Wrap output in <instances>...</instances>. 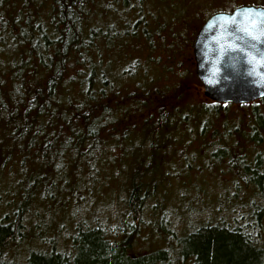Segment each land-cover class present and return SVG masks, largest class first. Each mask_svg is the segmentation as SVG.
Returning a JSON list of instances; mask_svg holds the SVG:
<instances>
[{
	"label": "trees",
	"instance_id": "trees-1",
	"mask_svg": "<svg viewBox=\"0 0 264 264\" xmlns=\"http://www.w3.org/2000/svg\"><path fill=\"white\" fill-rule=\"evenodd\" d=\"M234 1L0 0V264H264V99L184 87ZM172 181L193 197L166 207ZM146 227L165 246L136 251Z\"/></svg>",
	"mask_w": 264,
	"mask_h": 264
},
{
	"label": "water",
	"instance_id": "water-1",
	"mask_svg": "<svg viewBox=\"0 0 264 264\" xmlns=\"http://www.w3.org/2000/svg\"><path fill=\"white\" fill-rule=\"evenodd\" d=\"M205 97L244 104L264 98V6L243 4L211 13L192 44Z\"/></svg>",
	"mask_w": 264,
	"mask_h": 264
},
{
	"label": "rangeland",
	"instance_id": "rangeland-1",
	"mask_svg": "<svg viewBox=\"0 0 264 264\" xmlns=\"http://www.w3.org/2000/svg\"><path fill=\"white\" fill-rule=\"evenodd\" d=\"M221 0H219L220 2ZM218 2V3H219ZM235 5H234V4ZM243 4H249V1L247 2H244V0H235L234 2L230 3V4H220V6L222 5V7H226L228 5H234V7L236 6H239V5H243ZM219 6V7H220ZM230 8H232L231 6H229ZM217 8V7H216ZM204 22L201 21L198 26H197V29H196V32L197 30L199 29V27L201 26V24ZM184 62L187 63L189 65V67L193 70V77L188 79L186 81V83L184 84V87L186 89V92L190 95H192L193 99L194 100H199V101H211L210 99H208L207 97H205L204 93H203V87H202V84L201 82L199 81V79L197 78L196 74H195V65H194V58H193V54H192V46L188 52V54L185 56L184 58ZM264 99V98H263ZM208 177V174H205V177L204 178H207ZM209 179V183L208 184H211V186L213 185V181H212V177L211 178H208ZM172 183H174V181H172ZM208 184H206L208 186ZM214 186V185H213ZM216 191V190H215ZM214 191V192H215ZM180 193L183 194L185 193V188H184V185L183 186H180L179 184H172V185H169L168 186H165V196H166V200H165V204H166V207L169 205V207H174V206H178L181 204V202L185 201L187 198L186 197H189L190 195L193 197V194L192 193H189V195L184 194V196L182 197V200L180 202V204L177 202L176 200V195ZM178 196V195H177ZM190 196V198H191ZM188 200V199H187ZM111 202L109 199H101L100 197L99 198H96L95 200H93V202L91 203L92 206L91 208L92 209H95L96 211V214L101 216L102 218H105L108 214H110V211H112V205H110ZM187 202V201H185ZM194 205V208L196 211H190L192 213V215L190 216L191 218H196L197 215L202 212L203 208L202 207L203 205L200 204V200H197L193 203ZM109 207V209H108ZM117 208H120L119 205H117ZM173 215V214H172ZM145 216L146 218H149L150 217V212L149 210L147 209V211L145 212ZM172 219L173 216H171ZM67 221H65V227H68L69 226V223H67ZM117 222V221H116ZM179 222V223H178ZM186 221H180V218H176V221H172L173 225L176 226L177 228V232H179L183 226H184V223ZM195 222V221H192V223ZM53 228V227H52ZM150 227H146L143 231H142V236L139 237L137 239V241L134 243V249L136 251H144L145 249L147 248H153V247H157V246H165V241L164 239H160L159 240V236L161 234H158L157 232H150ZM146 237V238H144ZM59 240L62 241L64 240V238L59 235L58 236ZM11 252L12 253H17V256H16V261H17V264H24V255H25V251L23 249V247L21 248H12L11 249ZM183 264H187V263H183Z\"/></svg>",
	"mask_w": 264,
	"mask_h": 264
}]
</instances>
